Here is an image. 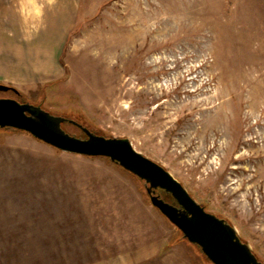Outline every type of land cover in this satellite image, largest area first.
<instances>
[{"label": "rangeland", "instance_id": "1", "mask_svg": "<svg viewBox=\"0 0 264 264\" xmlns=\"http://www.w3.org/2000/svg\"><path fill=\"white\" fill-rule=\"evenodd\" d=\"M0 15L63 66L12 86L25 100L128 139L264 264V0H0ZM178 237L107 159L0 131V264H150Z\"/></svg>", "mask_w": 264, "mask_h": 264}, {"label": "water", "instance_id": "2", "mask_svg": "<svg viewBox=\"0 0 264 264\" xmlns=\"http://www.w3.org/2000/svg\"><path fill=\"white\" fill-rule=\"evenodd\" d=\"M14 92L12 87L0 84V93ZM63 125L76 126L84 136L68 133ZM0 131L26 133L58 151L105 158L123 169L140 182L150 205L178 231L181 241L196 250L203 262L263 264L234 225L207 211L164 167L134 150L128 139L89 131L40 104L7 97L0 98Z\"/></svg>", "mask_w": 264, "mask_h": 264}, {"label": "crops", "instance_id": "3", "mask_svg": "<svg viewBox=\"0 0 264 264\" xmlns=\"http://www.w3.org/2000/svg\"><path fill=\"white\" fill-rule=\"evenodd\" d=\"M48 14L44 15L47 17ZM67 16H59L56 20H67ZM12 20L13 23L4 26L0 18V83L17 88H32L43 84L50 86L62 80L64 70L53 55L55 53H52L55 48L49 51L43 46L42 34L39 38L31 37L27 40L21 21ZM174 239L161 247L155 259L149 261L150 264H204L192 247L187 250L188 254H182L179 248L185 251L186 248L181 245L182 241L175 243Z\"/></svg>", "mask_w": 264, "mask_h": 264}, {"label": "trees", "instance_id": "4", "mask_svg": "<svg viewBox=\"0 0 264 264\" xmlns=\"http://www.w3.org/2000/svg\"><path fill=\"white\" fill-rule=\"evenodd\" d=\"M46 86L47 85H45L44 87H43V89L44 88H46ZM10 87H12V86H10ZM13 88V87H12ZM14 90H15V88H13ZM16 91V90H15ZM13 92V91H12ZM12 96L15 98V99H17V100H19V101H22V100H25L23 97H22V95L19 93V92H17L16 91V93L14 92L13 94H12ZM27 101V100H26ZM65 117H67V118H69V119H71V120H73V121H75L76 123H79V124H81L82 125V127H84V128H87L89 131H94V132H98V133H100L99 131H96V128L94 129L93 127H91L90 125H88V123L86 122V121H84L83 119H81V118H79V117H70V116H66V115H64ZM69 126H71L72 128H73V132H69V131H67L66 130V128H65V125H63V129H65V131H67L68 133H70V134H73V135H75V136H77V137H83L84 136V133L79 129V128H77L76 126H73V125H69ZM181 240H180V235H179V237L174 241L175 243L176 242H180Z\"/></svg>", "mask_w": 264, "mask_h": 264}]
</instances>
